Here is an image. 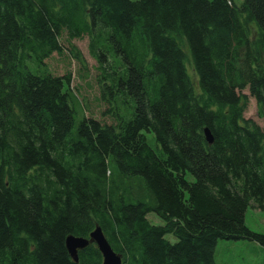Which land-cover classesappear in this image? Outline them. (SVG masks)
Returning a JSON list of instances; mask_svg holds the SVG:
<instances>
[{
	"label": "trees",
	"instance_id": "16d2710c",
	"mask_svg": "<svg viewBox=\"0 0 264 264\" xmlns=\"http://www.w3.org/2000/svg\"><path fill=\"white\" fill-rule=\"evenodd\" d=\"M85 36L111 124L45 67ZM244 90L264 123V0H0V264H102L93 243L77 263L65 246L95 227L121 264L264 247L245 225L264 212V130Z\"/></svg>",
	"mask_w": 264,
	"mask_h": 264
},
{
	"label": "rangeland",
	"instance_id": "374dc122",
	"mask_svg": "<svg viewBox=\"0 0 264 264\" xmlns=\"http://www.w3.org/2000/svg\"><path fill=\"white\" fill-rule=\"evenodd\" d=\"M233 1L240 5L243 0ZM62 43V54L54 53L47 59L45 61L46 70L55 76H70L69 89L85 117L95 118L104 124L113 123L112 115L109 117L107 113L110 105L105 100L101 84L97 80L96 62L89 53L88 37L85 36L71 42L64 40ZM183 48L186 49L185 52H188L186 47ZM187 72L191 81L196 84V75L189 64H187ZM240 94L247 96L245 119L252 120L264 130V123L258 115L256 101L249 95L248 90H244ZM80 119L81 116L78 114L76 121ZM187 178L192 180L190 175H187ZM250 206L245 213V225L251 231L264 234V212L254 203H251ZM147 219L153 225L163 224L162 220L152 213L147 215ZM165 238L170 243L176 242L175 237L171 234H167ZM214 261L215 264H264V247L256 242L246 240H218L214 252Z\"/></svg>",
	"mask_w": 264,
	"mask_h": 264
},
{
	"label": "water",
	"instance_id": "95a60500",
	"mask_svg": "<svg viewBox=\"0 0 264 264\" xmlns=\"http://www.w3.org/2000/svg\"><path fill=\"white\" fill-rule=\"evenodd\" d=\"M206 141L211 144L213 142L212 135L208 129H204ZM90 243L96 245L102 256V264H121V257L118 256L110 247L105 239L101 229L95 227L90 234L89 240L69 235L65 240V246L71 259L78 262V251L86 248Z\"/></svg>",
	"mask_w": 264,
	"mask_h": 264
},
{
	"label": "bare ground",
	"instance_id": "6f19581e",
	"mask_svg": "<svg viewBox=\"0 0 264 264\" xmlns=\"http://www.w3.org/2000/svg\"><path fill=\"white\" fill-rule=\"evenodd\" d=\"M187 48V47H186ZM183 50V52H184V54H185V56H188V57H190L189 56V53L188 52H185V50L186 49H182ZM186 67H187V64H186ZM188 73V72H187ZM195 73V72H194ZM196 75V74H195ZM189 76V75H188ZM196 78H197V76H196ZM189 79H190V76H189ZM191 80V79H190ZM193 83V82H192ZM194 84V83H193ZM195 85V84H194ZM215 252V251H214Z\"/></svg>",
	"mask_w": 264,
	"mask_h": 264
}]
</instances>
